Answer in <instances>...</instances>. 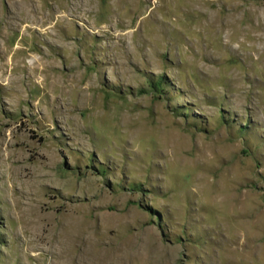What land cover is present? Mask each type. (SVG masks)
Listing matches in <instances>:
<instances>
[{"label": "rangeland", "instance_id": "rangeland-1", "mask_svg": "<svg viewBox=\"0 0 264 264\" xmlns=\"http://www.w3.org/2000/svg\"><path fill=\"white\" fill-rule=\"evenodd\" d=\"M0 264H264V0H0Z\"/></svg>", "mask_w": 264, "mask_h": 264}]
</instances>
